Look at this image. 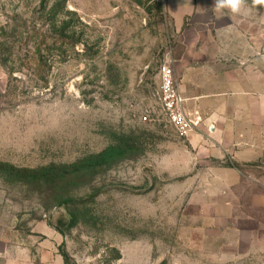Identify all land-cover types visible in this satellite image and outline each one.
<instances>
[{
	"label": "rangeland",
	"instance_id": "374dc122",
	"mask_svg": "<svg viewBox=\"0 0 264 264\" xmlns=\"http://www.w3.org/2000/svg\"><path fill=\"white\" fill-rule=\"evenodd\" d=\"M213 4L195 0V12L230 10ZM252 26L242 33L261 32ZM178 35L167 0H0V235L10 242L0 264H65L63 253L73 264H219L248 250L247 208L225 204L252 184L229 187L212 171L264 186V156L254 165L202 157L216 141L193 147L149 121L161 116L159 64L170 59L182 84L193 61ZM106 157L114 163L80 187V163ZM64 175L60 207L66 181L47 185Z\"/></svg>",
	"mask_w": 264,
	"mask_h": 264
},
{
	"label": "crops",
	"instance_id": "0c3cea01",
	"mask_svg": "<svg viewBox=\"0 0 264 264\" xmlns=\"http://www.w3.org/2000/svg\"><path fill=\"white\" fill-rule=\"evenodd\" d=\"M167 6L180 41L193 59L179 84L185 107L192 117L198 114L202 119L187 142L194 147L205 138L214 140V148L200 149L202 157L221 159L229 155L238 164L254 165L251 163L264 156V9L258 12L249 7L237 13L206 10L199 14L195 12V0H167ZM242 23L252 27L257 24L261 32L243 34ZM175 74L177 77L176 68ZM241 103L248 104L244 113ZM242 119L246 122L242 123ZM242 126L247 127L246 132L241 131ZM212 174L228 185L247 181L253 189L236 196L230 193L227 198L233 195L239 201L225 204L228 210H233L234 205L247 208L249 215L241 221L249 222L248 250L218 257V263L264 264V186L256 178H247L232 169L215 168ZM223 214L216 219L220 230L227 229L230 222L229 215ZM9 247L7 235H0V257L8 255Z\"/></svg>",
	"mask_w": 264,
	"mask_h": 264
},
{
	"label": "built area",
	"instance_id": "2783aa9c",
	"mask_svg": "<svg viewBox=\"0 0 264 264\" xmlns=\"http://www.w3.org/2000/svg\"><path fill=\"white\" fill-rule=\"evenodd\" d=\"M158 77V102L161 115L178 138L187 140L188 136L200 127L202 119L198 114L192 117L187 112L185 107L186 99L181 92L179 81L170 59H165L159 64Z\"/></svg>",
	"mask_w": 264,
	"mask_h": 264
},
{
	"label": "trees",
	"instance_id": "16d2710c",
	"mask_svg": "<svg viewBox=\"0 0 264 264\" xmlns=\"http://www.w3.org/2000/svg\"><path fill=\"white\" fill-rule=\"evenodd\" d=\"M149 118H150L149 121H152V122L154 121L153 124H157L160 121L161 122L164 121V118H163L162 115L159 118H155V117H153L152 119H151V117H149ZM164 123H165V121H164ZM102 156H104V155H102ZM84 162L85 161L81 162L79 169L76 172H74V174H77L76 177L78 178V185L80 187H83V185H85L86 182L91 181L92 178H94V176H95L94 171H93L94 168L106 169L108 166L110 167L112 165V163H114L113 159L111 157H106V160L103 163H101V164H94V165H91V166L90 165H88V166L85 165ZM67 177H68V175H64L63 177H60L58 179H54V180L49 181L48 185H47L49 187L48 190L49 191H51V190H56L57 191V189L59 188V185H60L58 183L59 180L61 182L62 181H66ZM64 185L65 186L63 188L61 187V188L58 189V192L60 194L59 195L56 194V196L54 198V202L57 205H59L60 207L66 205L68 203V200L65 199L67 197V191H68L67 190V188H68L67 181L65 182ZM70 217L72 218V220L70 222V227H74L76 222H75V220H74V218H73V216L71 214H70ZM61 223L62 222L60 221L58 223V225L61 226ZM56 230L61 233V228L60 227H57ZM62 256H63L65 264H73L74 263L73 260L66 253H63Z\"/></svg>",
	"mask_w": 264,
	"mask_h": 264
},
{
	"label": "clouds",
	"instance_id": "9594fccd",
	"mask_svg": "<svg viewBox=\"0 0 264 264\" xmlns=\"http://www.w3.org/2000/svg\"><path fill=\"white\" fill-rule=\"evenodd\" d=\"M253 5H264V0H252ZM246 4V0H214L215 9L228 8L231 12L237 13Z\"/></svg>",
	"mask_w": 264,
	"mask_h": 264
}]
</instances>
